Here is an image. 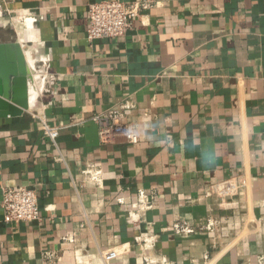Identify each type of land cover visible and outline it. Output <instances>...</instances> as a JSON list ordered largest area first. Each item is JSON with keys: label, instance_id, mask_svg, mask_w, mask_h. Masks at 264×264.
Listing matches in <instances>:
<instances>
[{"label": "crops", "instance_id": "crops-1", "mask_svg": "<svg viewBox=\"0 0 264 264\" xmlns=\"http://www.w3.org/2000/svg\"><path fill=\"white\" fill-rule=\"evenodd\" d=\"M95 1L0 0V44L20 45L29 82L28 109L0 117V201L29 186L41 207L11 224L0 207V264L264 263V0H153L91 44ZM126 104L141 142L102 144L92 117ZM38 116L64 128L59 150ZM90 163L102 186L83 183ZM140 190L155 201L135 222Z\"/></svg>", "mask_w": 264, "mask_h": 264}, {"label": "built area", "instance_id": "built-area-1", "mask_svg": "<svg viewBox=\"0 0 264 264\" xmlns=\"http://www.w3.org/2000/svg\"><path fill=\"white\" fill-rule=\"evenodd\" d=\"M152 3L153 0H101L90 3L87 11L88 26L86 31L89 42L93 44L101 39H116L125 36L132 29L135 19L152 8ZM28 19H25L26 23ZM129 109L128 104L114 106L92 117V120L99 126V137L102 144L115 143L121 137L126 138L132 145H138L141 142L140 135L126 121ZM38 119L43 136L59 150L58 138L64 128L51 125L44 117L38 116ZM60 157L63 159V156ZM82 175L83 183H93L96 186L103 185L104 172L95 163L88 164L82 170ZM120 201L123 202V198ZM154 201L155 196L140 190L138 201L129 210V218L137 222L140 219V213L152 208ZM0 207L3 210L4 220L8 224L21 221L36 222L41 218L38 193L29 186L3 187ZM221 225L222 223L219 221L211 219L206 229H217ZM174 229L178 232H193V229L182 223L175 224ZM137 241L144 250H148L155 247L156 240L155 238L143 240L139 237ZM106 254L105 257L108 259L115 252L112 251ZM48 257L52 260L54 254H49ZM145 261L147 264L152 262L147 258ZM160 264H167V260H163ZM261 264L264 263L261 262Z\"/></svg>", "mask_w": 264, "mask_h": 264}, {"label": "water", "instance_id": "water-1", "mask_svg": "<svg viewBox=\"0 0 264 264\" xmlns=\"http://www.w3.org/2000/svg\"><path fill=\"white\" fill-rule=\"evenodd\" d=\"M26 60L19 44H0V117L22 115L29 107Z\"/></svg>", "mask_w": 264, "mask_h": 264}, {"label": "bare ground", "instance_id": "bare-ground-1", "mask_svg": "<svg viewBox=\"0 0 264 264\" xmlns=\"http://www.w3.org/2000/svg\"><path fill=\"white\" fill-rule=\"evenodd\" d=\"M26 25H27V28L32 29V27H33L32 20L28 19ZM36 95H37L36 89L31 88V101H33L35 99Z\"/></svg>", "mask_w": 264, "mask_h": 264}, {"label": "rangeland", "instance_id": "rangeland-1", "mask_svg": "<svg viewBox=\"0 0 264 264\" xmlns=\"http://www.w3.org/2000/svg\"><path fill=\"white\" fill-rule=\"evenodd\" d=\"M24 26H26V25H24ZM24 26H23V27H24ZM107 253H108V252H107ZM107 256H108V255L106 254V257H107Z\"/></svg>", "mask_w": 264, "mask_h": 264}]
</instances>
